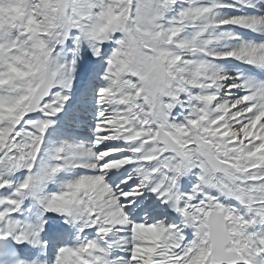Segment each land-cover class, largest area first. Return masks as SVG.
Wrapping results in <instances>:
<instances>
[{
  "label": "snow or ice",
  "instance_id": "snow-or-ice-1",
  "mask_svg": "<svg viewBox=\"0 0 264 264\" xmlns=\"http://www.w3.org/2000/svg\"><path fill=\"white\" fill-rule=\"evenodd\" d=\"M0 264H264V0H0Z\"/></svg>",
  "mask_w": 264,
  "mask_h": 264
}]
</instances>
